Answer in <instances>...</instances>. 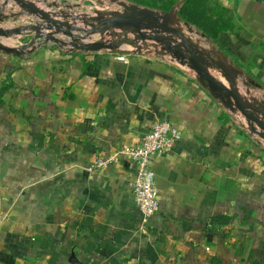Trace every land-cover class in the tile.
Masks as SVG:
<instances>
[{
	"label": "crops",
	"instance_id": "0c3cea01",
	"mask_svg": "<svg viewBox=\"0 0 264 264\" xmlns=\"http://www.w3.org/2000/svg\"><path fill=\"white\" fill-rule=\"evenodd\" d=\"M211 4L235 34L188 37L236 70L225 79L264 119V0ZM110 31L115 51L0 53V264H264L261 134L173 52ZM157 120L182 137L154 157L160 211L146 218L122 150Z\"/></svg>",
	"mask_w": 264,
	"mask_h": 264
},
{
	"label": "water",
	"instance_id": "95a60500",
	"mask_svg": "<svg viewBox=\"0 0 264 264\" xmlns=\"http://www.w3.org/2000/svg\"><path fill=\"white\" fill-rule=\"evenodd\" d=\"M22 7L29 9L36 18L40 19L42 23L24 27V29H18L12 31L9 29L0 28V37H8L12 34L22 33L25 29L36 31L39 36L27 46L20 49L7 47L0 44V51L9 54H24L26 52L32 53L35 51V43L37 40L45 38L48 41H52L64 46H68L71 50L91 51L98 52L102 50L115 51L119 44L115 42L113 38L118 35L110 29L117 28L124 34L129 31L130 28H134L141 38V41L148 39L155 40L162 45L160 52L171 51L175 57L182 63L186 60L190 62L192 68L199 72L202 80L208 83L213 91L221 93L224 100L233 108L240 111L245 118L251 122V129L256 130L257 126L261 131V136L264 139V119L261 118L260 110L251 102L246 101L240 94L239 90L225 85L216 79L209 69V66L218 68L224 76L230 81L235 80L237 72L227 62L215 59L209 54H203L200 47L195 46L191 39L183 33L181 27H179L180 20L178 19V11L182 6L181 3H177L176 6L169 13H163L161 11L149 8H141L139 5L124 4L127 9H130L131 13L115 15L109 18L104 17H90L87 20L85 18H77L79 20H85L89 22L92 27L85 28L76 25L72 21L59 19L67 17L65 12H56L52 10H44L29 0H12ZM3 5H7L4 2ZM2 6H0L1 9ZM0 13V18H1ZM98 22V24H94ZM188 25V22H185ZM54 31L53 34L63 33L70 38V41H64L59 39L53 34H47V31ZM144 30L150 31V33ZM162 32L164 35H162ZM100 33L102 38L99 40H90V36ZM205 35V34H204ZM106 36H110V39H106ZM173 36H177L181 42L177 41ZM139 48L138 51H142Z\"/></svg>",
	"mask_w": 264,
	"mask_h": 264
},
{
	"label": "rangeland",
	"instance_id": "374dc122",
	"mask_svg": "<svg viewBox=\"0 0 264 264\" xmlns=\"http://www.w3.org/2000/svg\"><path fill=\"white\" fill-rule=\"evenodd\" d=\"M34 2L35 4H37L39 7H41L44 10H52L54 11L55 9H61L64 7H70L72 12L75 10L76 14L74 16H67L65 18L68 19V21H72L73 23H75L78 26H82L85 28H91L92 25L85 21V20H79L77 18H85L86 20L90 17H104V18H109L111 16H115V15H122V14H128L131 13L130 9H127L126 6H124V4H128V5H135L136 3L130 1V0H29ZM4 2H7V5H3ZM183 2L182 0H179V3ZM212 3V0H211ZM137 5V4H136ZM0 6H2V10H1V18H0V28H4V29H9L12 31H16L18 29H24V27H28V26H34L37 24L42 23L40 19L39 21L38 18H36L34 16V14L29 10L26 9L24 7H22V5H20L19 3L12 1V0H0ZM141 8H147V7H143L140 6ZM63 11V9H62ZM60 11V12H62ZM80 13V14H79ZM60 16V15H59ZM58 16V17H59ZM179 17V16H178ZM179 19V18H178ZM180 20V19H179ZM182 24H179V27H181V29L183 30V33L186 36H190L192 38V40L194 41V28L196 29V31H198V34L203 37H205V35L203 33H201V30H199L198 28H196L194 25L188 24L186 25L185 22H181ZM94 24H98V22H94ZM129 31L131 32V36L129 38H125L124 40L126 41V43H129L128 41H131L133 39H137V46L139 48H146L148 51L157 49L158 47L162 46L161 44H159L157 41L155 40H146V41H141L140 36L138 35V33L136 32V30L134 28H130ZM147 33H150V31L144 30ZM47 34H53L54 31H47ZM164 33L162 32V35ZM56 37H58L57 33L53 34ZM134 35V36H133ZM39 36V33L36 31H31V30H27L25 29L24 31H22V33L19 34H12L8 37H0V44L7 46V47H12L15 49H20L24 46L29 45L35 37ZM65 36V35H64ZM133 36V37H132ZM98 38L101 39L102 38V34L97 33L94 35L90 36V40H93L94 38ZM174 38L177 39V41L181 42V40L177 37V36H173ZM202 37V38H203ZM59 39H62L64 41H70V39L68 38V40L61 37H58ZM106 39H110V36H106ZM49 43H55L52 41H48L45 38L37 40L35 43V47H41L42 45H50ZM208 43H212L211 41H208ZM56 45L58 43H55ZM141 44V45H140ZM145 47H144V46ZM1 54H6V52L0 51ZM220 59V57H218ZM190 64V62L188 60L185 61V63L183 64ZM179 65H181L179 63ZM213 68V67H211ZM238 70V68H236ZM215 70V71H214ZM220 74V77L225 79L224 75L222 74V72L218 69V68H213L212 72ZM212 73V74H213ZM226 80V79H225ZM226 83L228 86L230 87H234V85H232V83L227 79ZM236 88V87H234ZM237 89V88H236ZM217 95H221V93L219 92H215ZM221 98L222 95L220 96ZM241 113V112H240ZM241 115H243L241 113ZM245 121H247V127H248V131L251 130V122L245 118ZM256 130H253L257 133H262V131L257 127Z\"/></svg>",
	"mask_w": 264,
	"mask_h": 264
},
{
	"label": "built area",
	"instance_id": "2783aa9c",
	"mask_svg": "<svg viewBox=\"0 0 264 264\" xmlns=\"http://www.w3.org/2000/svg\"><path fill=\"white\" fill-rule=\"evenodd\" d=\"M117 59L122 62L128 60L125 55H118ZM181 137V131L170 121L157 120L138 143L122 150V154L136 166L130 186L135 206L146 218L160 211V194L155 180L156 173L152 168L154 157L170 153Z\"/></svg>",
	"mask_w": 264,
	"mask_h": 264
},
{
	"label": "trees",
	"instance_id": "16d2710c",
	"mask_svg": "<svg viewBox=\"0 0 264 264\" xmlns=\"http://www.w3.org/2000/svg\"><path fill=\"white\" fill-rule=\"evenodd\" d=\"M138 5L169 13L179 0H130ZM179 16L184 21L195 25L204 34L220 43L224 33L235 34V25L230 11L221 4L212 5L211 0H182Z\"/></svg>",
	"mask_w": 264,
	"mask_h": 264
}]
</instances>
